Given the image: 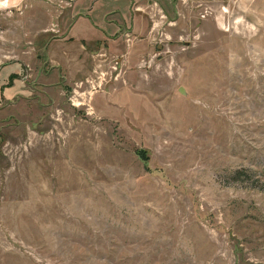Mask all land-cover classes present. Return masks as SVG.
<instances>
[{
  "label": "rangeland",
  "instance_id": "374dc122",
  "mask_svg": "<svg viewBox=\"0 0 264 264\" xmlns=\"http://www.w3.org/2000/svg\"><path fill=\"white\" fill-rule=\"evenodd\" d=\"M95 1L0 9V264H264V0Z\"/></svg>",
  "mask_w": 264,
  "mask_h": 264
},
{
  "label": "crops",
  "instance_id": "0c3cea01",
  "mask_svg": "<svg viewBox=\"0 0 264 264\" xmlns=\"http://www.w3.org/2000/svg\"><path fill=\"white\" fill-rule=\"evenodd\" d=\"M117 0H110V3L113 4L116 3ZM122 1V0H120ZM101 0H96L93 6H90L89 9L85 11H81V13L76 17V19L71 24L70 28L68 29V37L69 39H78L81 43L84 44L83 48L85 46H88L91 40V34L96 33L98 29L103 32L107 33V27H101V25L105 26H113V23L111 24V20H102L101 17H98L97 12L101 10ZM112 4V9H110L113 12H125L121 9V7L114 6ZM114 7V8H113ZM127 12H129V9L127 8ZM100 24V26H99ZM75 31L74 35L72 32ZM86 49V48H84ZM62 58L70 57V53L68 51H65L64 54L61 56Z\"/></svg>",
  "mask_w": 264,
  "mask_h": 264
},
{
  "label": "clouds",
  "instance_id": "9594fccd",
  "mask_svg": "<svg viewBox=\"0 0 264 264\" xmlns=\"http://www.w3.org/2000/svg\"><path fill=\"white\" fill-rule=\"evenodd\" d=\"M10 6L9 0H0V9L8 8Z\"/></svg>",
  "mask_w": 264,
  "mask_h": 264
},
{
  "label": "water",
  "instance_id": "95a60500",
  "mask_svg": "<svg viewBox=\"0 0 264 264\" xmlns=\"http://www.w3.org/2000/svg\"><path fill=\"white\" fill-rule=\"evenodd\" d=\"M179 92H180L181 94H183L184 91H183V89L180 88Z\"/></svg>",
  "mask_w": 264,
  "mask_h": 264
}]
</instances>
